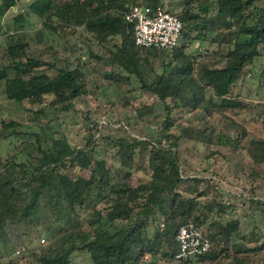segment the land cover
Segmentation results:
<instances>
[{
	"label": "trees",
	"instance_id": "1",
	"mask_svg": "<svg viewBox=\"0 0 264 264\" xmlns=\"http://www.w3.org/2000/svg\"><path fill=\"white\" fill-rule=\"evenodd\" d=\"M20 1L1 0L0 21ZM173 1L32 0L6 28L0 25L8 40L0 54V84L12 83L9 94L26 99L38 118L47 114L46 105L69 111L77 100L88 103L89 96L104 92L99 82L89 86L84 67L92 60L112 66L104 73L111 84L150 98L135 103L126 95L124 110L98 102L96 110L106 119L144 121L156 114L158 102L167 110L156 134H104L97 122L88 124L83 146L1 119L0 140L20 137L19 149L28 158L17 160L14 153L0 159V244L13 257L17 239L9 238L11 227L36 226L42 217L48 236L11 264H76L74 254L84 251L94 264H142L150 256L184 264H264V229L256 224L241 230L239 195L217 177L185 168L202 145L205 171L232 181L221 170L225 163L236 178L251 180L252 191L264 187V135L243 145L249 129L233 115L256 110L264 119V101L235 92L242 79L256 74L252 65L264 54V0ZM141 3L162 5L185 22L178 47L135 42L126 16ZM31 12L41 27L20 31ZM48 32L64 40L61 47L49 42ZM78 47L86 48L75 58L61 55ZM258 73L264 77V66ZM134 76L138 86L132 85ZM101 141L114 148L116 165L96 156ZM138 171L145 176H135ZM244 201L264 204L254 196ZM189 219L210 249L180 257L177 234Z\"/></svg>",
	"mask_w": 264,
	"mask_h": 264
},
{
	"label": "rangeland",
	"instance_id": "2",
	"mask_svg": "<svg viewBox=\"0 0 264 264\" xmlns=\"http://www.w3.org/2000/svg\"><path fill=\"white\" fill-rule=\"evenodd\" d=\"M32 0H22L18 4L11 7L3 16L0 21V25L6 28L7 20L13 18L20 11L26 10L28 8V4ZM1 2V0H0ZM175 4L177 0L173 1ZM42 22L37 14L31 12L28 14V21L24 23L22 26H18L20 31H29L33 32L37 28L41 27ZM49 42H52L55 46L61 47L64 43L62 38H58L56 33H47ZM8 40L3 34H0V54L3 52ZM35 44V43H34ZM216 43L209 44L207 49L212 51L216 48ZM44 46V44H43ZM86 47L81 49L78 47L74 52L67 51L63 52L64 56H70L71 58H75L80 55L82 50H85ZM191 49L193 47L191 46ZM51 53V52H50ZM264 66V54L258 57L252 68L255 73H249L246 78L242 79L239 84L235 87V92L239 91L241 97H245L248 100L253 101H264V77L259 75V70ZM88 73L90 78V85L93 86L95 82H99L101 87L104 89V92L98 95H91L88 97V103L77 100L75 107L69 111H61L52 106L46 105L47 114L38 118L34 115L33 109H31L32 105L21 97H13L10 95L8 89L12 88V83L3 82L0 84V121L1 119H15L23 123L25 128L30 130H36L38 132H48L49 136H54L64 140L67 144L71 146H83L86 142V135L88 132V124L94 125L97 122V127L102 128L104 134H112V135H127L129 133L137 134V135H146V134H156L159 128V122L164 119L166 116V108L163 102H158L156 104L157 112L156 114L150 115L146 120L142 121L139 119H132L129 124H123L124 122L119 121H109L104 117L101 113H99L97 108V103L102 102V104L115 103L118 108L124 110L125 108V100L126 95L134 101L135 103L146 101L148 96L140 92V89H135L133 91H127L128 86L126 85H114L111 84L104 77V73H108L112 70L111 65H102L96 63L94 60L91 61L89 65L84 67ZM133 86L139 85V80L137 78H133L132 81ZM96 96V97H95ZM137 96V97H134ZM121 104H124L122 106ZM37 106H35L36 108ZM90 115V118L87 116ZM235 118L239 121L244 122V124L249 129V134L243 141L244 144H248L250 139L255 137V135L260 136L264 135V119L261 118L254 110L250 112L248 110H242L239 113L233 114ZM44 125L45 129L42 128ZM100 132H97L96 135H99ZM232 137V135H229ZM227 140V139H226ZM234 143V141H231ZM20 148L23 147V141L20 137H12L8 139L0 140V159L10 157L14 153H16L17 160H25L28 158L25 151H20ZM224 151L226 148H224ZM205 146L199 145V155L191 156L190 162L185 165V168L188 169L191 174H202L206 176L217 177L220 179L225 187L230 190V193L239 195V199H235L239 204L238 210L235 212L239 214L242 218V224L240 228L242 231H248L253 228L254 225L262 226L264 229V204L257 208L256 206L250 207V203L244 201L245 196H254L260 198L264 201V187H258L252 191L251 189V180L245 178L244 176H239L240 178H236L234 174H232V169L230 170L226 164L221 167L223 173L227 174L232 181H227L226 178H222L220 176L212 175L210 172L204 170L205 166H207V159L204 157L205 155ZM197 152V151H196ZM244 153L247 154L246 149H244ZM96 156L105 157L108 159L109 164L116 165L118 161L114 158V148H110L106 145L105 141L100 142L96 152ZM191 154V153H190ZM196 154V153H195ZM219 164L221 162L219 161ZM264 168V165H263ZM135 176H145L142 171L135 172ZM44 221L45 217L41 218V221L36 226H19L17 229L15 227H11V234L9 238L12 237V240L17 239L16 245V255L10 257L7 250L5 249L3 244H0V264H11L10 260H19L20 256H23V252L27 247H38L41 243L48 242V236L44 233ZM29 229L31 234L26 230ZM41 234V235H40ZM45 238V241L42 238ZM8 238V239H9ZM11 241V240H10ZM22 245V247H21ZM19 250V251H18ZM264 256V250L261 253ZM23 258H28L27 254ZM73 260L76 264H94L92 258L88 252H76L73 256ZM142 264H184L182 263L181 258H174L170 260H164L162 258H156L153 261V257L146 258Z\"/></svg>",
	"mask_w": 264,
	"mask_h": 264
},
{
	"label": "built area",
	"instance_id": "3",
	"mask_svg": "<svg viewBox=\"0 0 264 264\" xmlns=\"http://www.w3.org/2000/svg\"><path fill=\"white\" fill-rule=\"evenodd\" d=\"M126 17L133 23L135 42L139 45L174 50L181 43L185 22L162 5L134 4ZM177 239L181 245L180 257L210 249V243L203 239L192 219L180 226Z\"/></svg>",
	"mask_w": 264,
	"mask_h": 264
}]
</instances>
